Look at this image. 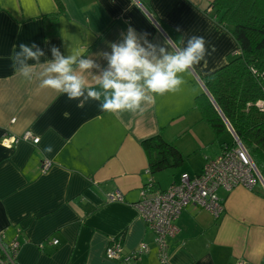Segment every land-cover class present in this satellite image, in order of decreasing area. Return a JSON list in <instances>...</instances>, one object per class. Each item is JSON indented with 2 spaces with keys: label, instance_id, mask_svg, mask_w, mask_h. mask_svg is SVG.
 <instances>
[{
  "label": "crops",
  "instance_id": "1",
  "mask_svg": "<svg viewBox=\"0 0 264 264\" xmlns=\"http://www.w3.org/2000/svg\"><path fill=\"white\" fill-rule=\"evenodd\" d=\"M212 1L0 0V236L18 243L15 264H117L104 256L112 242L124 252L148 244L149 252L132 264H264L260 186L218 191L224 205L218 219L186 207L176 222L178 233L169 240L166 263L158 259L152 234L135 208L145 185L166 190L183 174L200 175L195 170H203L208 159L204 150L213 137L194 100L204 93L201 77L236 53L229 30L214 18ZM129 28L141 42L156 46L154 55L159 56L161 46L170 51L186 47L192 36L205 38L210 55L182 74L185 83L179 91L155 96L154 104L143 102L142 114L101 111L103 97L78 106L79 101L40 87L42 79L53 75L46 73L51 48L67 57L70 46L84 47L98 65L85 70L78 63L72 66L85 79V90H101L97 78L108 70L103 54L111 52L112 43L120 44ZM167 28L178 35L176 43ZM21 43H35L44 55L17 64L15 72L11 57ZM25 132L39 142L20 140ZM155 136L175 146L185 160L195 157L199 165L183 169L176 179L172 175L162 187L149 174L141 146ZM6 139L16 142L7 146ZM45 159L51 167L42 173ZM114 192L122 193V202L106 200Z\"/></svg>",
  "mask_w": 264,
  "mask_h": 264
},
{
  "label": "trees",
  "instance_id": "2",
  "mask_svg": "<svg viewBox=\"0 0 264 264\" xmlns=\"http://www.w3.org/2000/svg\"><path fill=\"white\" fill-rule=\"evenodd\" d=\"M209 7L216 22L229 30L236 53L200 80L264 181V0H213ZM166 31L176 43L178 35L170 28ZM194 106L215 139L225 133L232 138L231 145L222 143V150L233 147L225 121L205 93L195 97ZM141 146L151 175L184 163L181 152L160 136L142 141Z\"/></svg>",
  "mask_w": 264,
  "mask_h": 264
},
{
  "label": "clouds",
  "instance_id": "3",
  "mask_svg": "<svg viewBox=\"0 0 264 264\" xmlns=\"http://www.w3.org/2000/svg\"><path fill=\"white\" fill-rule=\"evenodd\" d=\"M165 45L169 48L171 46ZM110 47L111 52L103 54L107 59L108 70L96 81L101 90L93 87L85 90V79L76 74L72 66L78 63L79 69L85 70L98 65L85 55L84 47L70 46L66 48L67 57L58 47L51 48L53 59L49 61L46 73L53 75L42 79L40 87L51 88L70 101H79L78 106L89 100L99 101L103 97V102L99 105L101 111L119 114L139 110L142 114L143 102L154 104L155 96L179 91L185 83L182 74L210 55L211 45L202 36H192L186 47L175 51L161 46L157 56L153 54L156 46L146 39L141 42L136 31L129 28L123 41L120 44L112 43ZM149 47L152 52L147 50ZM42 55L44 52L35 43H21L19 51L14 52L11 57L14 71L16 72L17 64L26 65L28 60L39 61ZM24 76L28 77V71L24 72ZM47 151H51V148Z\"/></svg>",
  "mask_w": 264,
  "mask_h": 264
},
{
  "label": "built area",
  "instance_id": "4",
  "mask_svg": "<svg viewBox=\"0 0 264 264\" xmlns=\"http://www.w3.org/2000/svg\"><path fill=\"white\" fill-rule=\"evenodd\" d=\"M20 140L35 145L39 142V138L34 137L31 132H25ZM233 140V147L225 148L216 158L206 160L200 175L190 177L183 174L178 183L166 190H158L152 183L143 187L135 208L152 234L157 257L162 263L169 259V240L178 233L176 222L186 207L203 210L218 219L224 211L223 200L217 195L218 191L227 193L237 187L251 191L257 186L264 190L261 176L248 152L236 137ZM15 142L14 139L3 140V144L7 146ZM50 167L51 162L43 160L41 172H47ZM106 200L122 202L123 196L120 192H114L108 194ZM57 244L54 240L53 245ZM18 249L16 241L4 242L0 236V264H15ZM148 252L149 246L145 242L129 252H124L118 242H112L105 248L104 256L106 260L117 264H132Z\"/></svg>",
  "mask_w": 264,
  "mask_h": 264
},
{
  "label": "rangeland",
  "instance_id": "5",
  "mask_svg": "<svg viewBox=\"0 0 264 264\" xmlns=\"http://www.w3.org/2000/svg\"><path fill=\"white\" fill-rule=\"evenodd\" d=\"M212 137H213V135H212ZM212 139H213V141H211L208 144V146L206 147V151L204 150V154L207 155L208 159H214L218 155H220V153L222 152L221 145L223 142H226L229 145L232 144V138L230 137V135L228 133L223 134L222 137L219 139H215L214 137ZM198 163L199 162L195 159V157H193L192 160L186 159L184 164H183L182 169H165V170H162V171L156 173L155 176H153V177L159 178V180H161L160 184L163 187V186H165L167 184L169 185L171 183L172 175L174 176V174H175V179H176V178H178L179 174H181V171L183 169H188L190 167H194V169H195L197 167V165H199ZM203 164H204V162H203ZM197 169H198V167L195 170L196 173H198V172L202 173L201 167L199 170H197ZM187 175L192 177V175H194V174H193V172H190Z\"/></svg>",
  "mask_w": 264,
  "mask_h": 264
},
{
  "label": "water",
  "instance_id": "6",
  "mask_svg": "<svg viewBox=\"0 0 264 264\" xmlns=\"http://www.w3.org/2000/svg\"><path fill=\"white\" fill-rule=\"evenodd\" d=\"M201 86H202V89H203V92L206 94V96L211 100L213 106L215 107V109L217 110L218 114L222 117V119L224 120L223 116L221 115L220 111L218 110V108L215 106V104L213 103V100L211 99L209 93L206 91V89L204 88L203 84L201 83ZM225 121V120H224ZM226 123V121H225ZM226 126H227V130L230 132V134L232 135L233 138H235V135L233 134L232 132V129L230 127V125L228 123H226ZM237 139V138H236ZM238 140V139H237ZM262 179V178H261ZM262 183L264 185V181L262 179Z\"/></svg>",
  "mask_w": 264,
  "mask_h": 264
}]
</instances>
